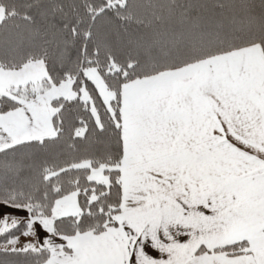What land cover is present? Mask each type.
Returning <instances> with one entry per match:
<instances>
[{"label":"snow or ice","instance_id":"6c2138e0","mask_svg":"<svg viewBox=\"0 0 264 264\" xmlns=\"http://www.w3.org/2000/svg\"><path fill=\"white\" fill-rule=\"evenodd\" d=\"M0 264H264V0H0Z\"/></svg>","mask_w":264,"mask_h":264}]
</instances>
